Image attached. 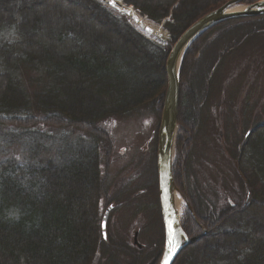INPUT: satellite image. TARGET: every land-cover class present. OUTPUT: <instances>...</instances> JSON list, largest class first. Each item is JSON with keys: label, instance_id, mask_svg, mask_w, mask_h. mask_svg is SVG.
I'll use <instances>...</instances> for the list:
<instances>
[{"label": "trees", "instance_id": "16d2710c", "mask_svg": "<svg viewBox=\"0 0 264 264\" xmlns=\"http://www.w3.org/2000/svg\"><path fill=\"white\" fill-rule=\"evenodd\" d=\"M123 1L153 23L165 21L167 41L147 37L99 0H0V264H95L100 255L112 264H158L161 258L163 224L144 249L102 237L101 201L110 184L103 167L114 146L107 125L144 108L161 117L172 46L228 0ZM258 20L264 14L214 25L182 60L177 152L183 161L173 172L176 184L182 171L187 179L192 205L181 224L192 242L174 264H264V123L250 128L233 155L236 197L226 195L219 205L192 167L219 72L230 52L264 30ZM152 189L158 198V184ZM117 253L130 260L118 263Z\"/></svg>", "mask_w": 264, "mask_h": 264}, {"label": "rangeland", "instance_id": "374dc122", "mask_svg": "<svg viewBox=\"0 0 264 264\" xmlns=\"http://www.w3.org/2000/svg\"><path fill=\"white\" fill-rule=\"evenodd\" d=\"M248 4L241 3L234 7L244 8ZM123 8L126 13L129 10L134 12L127 14L132 24L145 35L159 42L167 41L164 22L152 24L139 16L133 6L123 5ZM258 23L263 25L264 22L258 20ZM216 84L218 91L208 101L206 122L196 138L192 167L200 187L207 188L208 191H205L212 199L216 196L220 205L224 203L226 195L233 194L236 197L241 191L235 174V151L254 124L264 123V30L251 44H243L241 49L228 54ZM160 122L161 117L153 109L144 108L137 114L113 119L107 125L114 146L108 169L103 167L110 184L107 197L101 201V218L108 202L114 200V197L119 198L115 201V209L110 213L108 232L121 245L137 247L133 243V236L135 231H139V242L143 244L141 249H144L145 246L153 245L162 233L159 192L158 198L152 192H155L152 188L157 183V171L155 172L154 154L150 153L158 144ZM179 134L178 128L177 144ZM177 151L178 147H175L174 164L178 158L183 161L182 154ZM258 160L262 162L261 158ZM177 178L179 184H175L178 185L176 189L181 199L179 216L182 218L192 204L187 199L188 186L184 172L178 174ZM143 188V193L140 194L138 191ZM132 192L134 194L130 196ZM139 206L146 208V212L139 211ZM182 241H185L184 237ZM123 257L124 255L117 253V262L130 260L126 255L125 260ZM95 264L112 263H108L100 255Z\"/></svg>", "mask_w": 264, "mask_h": 264}, {"label": "water", "instance_id": "95a60500", "mask_svg": "<svg viewBox=\"0 0 264 264\" xmlns=\"http://www.w3.org/2000/svg\"><path fill=\"white\" fill-rule=\"evenodd\" d=\"M242 1L243 0H229L222 6L208 12L195 21L179 37L167 58L166 73L168 84L159 127L157 155L161 212L165 228V246L158 264H163L164 257L168 253L170 231L173 232L176 239L177 234L181 232L185 237V242H180V247L176 250L175 255L172 256L169 264H174L185 246L192 242V240L189 239L181 228L180 219L176 215L171 199V189L175 186L172 173V159L178 123L180 71L182 60L191 44L206 30L210 29L214 25L228 19L264 14V0L251 3L240 10H232L234 6L240 4ZM113 208L114 205H110L106 209L102 219V235L105 240H107V222ZM170 223L172 225L171 229L169 228ZM205 232L206 230L204 233ZM137 235L138 233L136 232L134 243L139 247H142V244L138 241Z\"/></svg>", "mask_w": 264, "mask_h": 264}, {"label": "snow or ice", "instance_id": "6c2138e0", "mask_svg": "<svg viewBox=\"0 0 264 264\" xmlns=\"http://www.w3.org/2000/svg\"><path fill=\"white\" fill-rule=\"evenodd\" d=\"M112 7H116V0H109ZM169 228H172L171 223L169 224ZM180 247V242L177 240L172 231L169 232V240H168V253L164 257L163 264H169L173 255H175L176 250Z\"/></svg>", "mask_w": 264, "mask_h": 264}, {"label": "bare ground", "instance_id": "6f19581e", "mask_svg": "<svg viewBox=\"0 0 264 264\" xmlns=\"http://www.w3.org/2000/svg\"><path fill=\"white\" fill-rule=\"evenodd\" d=\"M107 2H109V0H107ZM117 2L118 1L116 0V4H117ZM240 9H243V7H233L232 8V10H240ZM131 13H134V12H131ZM171 199H172L173 208H174L176 214L179 215V208L181 206V201H180L181 199H180V196H179L177 190L174 188L171 189ZM182 238H183V235L181 232H179L177 234V240H179V242H182Z\"/></svg>", "mask_w": 264, "mask_h": 264}, {"label": "flooded vegetation", "instance_id": "af4514ba", "mask_svg": "<svg viewBox=\"0 0 264 264\" xmlns=\"http://www.w3.org/2000/svg\"><path fill=\"white\" fill-rule=\"evenodd\" d=\"M183 137V136H182ZM181 140H183L182 138H181ZM182 142V141H181ZM183 144V143H182ZM146 148H148V145H146L145 146ZM176 147H177V141H176ZM153 148V147H152ZM151 151V150H150ZM157 145H156V147L154 148V150L153 151H151L150 153H151V155H153L154 156V161H155V165H156V170H155V172L157 171V179L155 180L156 182H158V169H157ZM143 190H144V188L143 189H140L138 192H140V194H142L143 193ZM128 197H130V196H128ZM113 199H115V197L113 198ZM119 199V198H118ZM131 201H133V199L130 197L129 198ZM112 202L115 204V207H116V203H115V200H112V201H109L108 203L110 204H112ZM151 207V206H150ZM139 211H145V210H147L146 208H143V207H138L137 208ZM146 212V211H145ZM137 231H135L134 232V236H133V239H134V237H135V233H136Z\"/></svg>", "mask_w": 264, "mask_h": 264}]
</instances>
